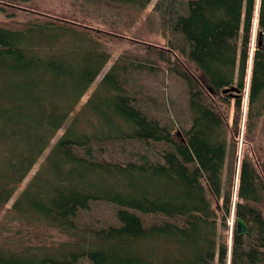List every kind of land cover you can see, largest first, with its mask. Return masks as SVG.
Wrapping results in <instances>:
<instances>
[{
	"label": "trees",
	"instance_id": "16d2710c",
	"mask_svg": "<svg viewBox=\"0 0 264 264\" xmlns=\"http://www.w3.org/2000/svg\"><path fill=\"white\" fill-rule=\"evenodd\" d=\"M33 1L0 0L7 16L30 10L35 17L17 29L0 26V207L111 60L107 38L115 34L35 12ZM152 1L83 0L142 10ZM154 11L168 43L158 50L150 45L149 54L165 66L150 57L117 60L85 105L103 124L86 134L73 123L11 208L17 221L79 241L59 250L0 248V264H66L81 257L91 264H226L223 229L233 208L235 223L242 219L248 232L234 230L231 264H264V169L251 142L264 118V0H156ZM255 20L263 40L249 63ZM166 71L187 89L171 109L142 81ZM236 83L238 98L222 93ZM245 97L233 206L235 173L229 169L226 178L225 171L230 151L237 153L231 139L240 135ZM93 205L110 206L111 221H89L84 215ZM37 254L49 256L38 260Z\"/></svg>",
	"mask_w": 264,
	"mask_h": 264
},
{
	"label": "rangeland",
	"instance_id": "374dc122",
	"mask_svg": "<svg viewBox=\"0 0 264 264\" xmlns=\"http://www.w3.org/2000/svg\"><path fill=\"white\" fill-rule=\"evenodd\" d=\"M155 2L156 0H153L151 4L143 10L130 5H122L117 8L103 7L90 2H83V0H34L30 4L32 8L36 9L35 12L49 13L56 16H62L66 19L77 20L97 29L112 32L115 35H109L107 38V47L111 54V60L109 61V63L106 65L101 74L98 76L97 80L82 98L79 105L75 108L69 121L57 133L51 145L41 156L26 180L18 186V189L13 198L9 201L8 204L0 207V248H10L18 252H22L26 247L30 248L31 251L34 249H36L35 251L41 249L59 250L62 248L61 245L65 247L66 245H71L73 247L72 243L79 241L78 237L75 238L74 236L64 233L55 228H48L42 225L38 226L36 224L28 226L26 225V223L17 221L10 216L11 214H13L11 208L18 195L26 187L27 183L44 164L52 148L64 135L66 130L71 125H73V123L75 124V122L77 121V131H80L79 133L83 132L86 134L94 133L103 124V120L101 119L99 114L93 109L86 108L85 105L98 87L101 80L109 71L110 67L117 60L123 58L125 59L124 62L130 63L134 60L135 62H138V60L141 61L142 59L150 57V59H153L159 65L165 66V64L160 60L158 54H149V52L151 51L150 45L157 47L156 49L158 50V48H166V44L168 43V38L165 39L163 36L161 20L157 12L154 11ZM1 7L2 6L0 4L1 27L17 29L20 28L21 25L28 20L35 18L33 16L34 14H32L30 10H18L14 16H7L6 13H3L1 11ZM255 22L256 23H254L253 25L250 39L249 58L251 59H249V63L250 61H252L253 51L258 43V37L260 35L257 20H255ZM116 35H121L124 38H120ZM191 67L193 70H196L193 65H191ZM142 81L145 84L150 83V94L158 97L161 101L165 102L169 106V109L178 106L180 101L186 97L185 92L187 91V89L183 80L171 73H168L167 71L162 73L159 72L156 78L147 77L145 79H142ZM235 85H237V83ZM246 113L247 101L245 97L240 135L235 139H231V142L236 141L237 139V153L233 151V149L230 151L227 158L225 171L226 178L228 176L229 169H231L232 171L234 170L235 173L233 206L237 200L236 192L238 189V183L236 182V177L238 176L244 149L243 141H245L244 128ZM121 121L122 120L120 119L119 122ZM178 132L180 133V130L176 129L174 135L177 139H180V136H178ZM251 136V142L255 154L254 157L256 159H259V162L263 165L264 169V118L259 121L256 129ZM216 206L217 203H215L214 207ZM84 216L90 217L89 221H93V219H96L97 221L98 219L102 221V224L104 225L105 221H111L110 206L93 205L89 214H86ZM235 229L237 228L233 208L230 217L227 219L226 227L225 229H223L224 235L228 236V259L226 264H231L232 237ZM20 243H23V246H16ZM62 252L69 253L66 248H63ZM51 254L53 253H50V255ZM47 256L43 257L40 254H37L36 258L38 260H42ZM28 258L30 257H22L23 263L29 262ZM66 264L91 263L87 258L81 257L74 263L68 262ZM215 264H218V262H216Z\"/></svg>",
	"mask_w": 264,
	"mask_h": 264
},
{
	"label": "water",
	"instance_id": "95a60500",
	"mask_svg": "<svg viewBox=\"0 0 264 264\" xmlns=\"http://www.w3.org/2000/svg\"><path fill=\"white\" fill-rule=\"evenodd\" d=\"M262 40H263V33H260L258 37V46L262 45ZM211 92H213V89H209ZM241 88H239L237 85H233L230 87H227L222 90L223 94H229L233 98H238L241 95ZM236 223V228H237V234L244 236L248 232V226L247 224L240 218H238Z\"/></svg>",
	"mask_w": 264,
	"mask_h": 264
},
{
	"label": "bare ground",
	"instance_id": "6f19581e",
	"mask_svg": "<svg viewBox=\"0 0 264 264\" xmlns=\"http://www.w3.org/2000/svg\"><path fill=\"white\" fill-rule=\"evenodd\" d=\"M256 23V22H255ZM257 25V24H256ZM255 28V27H254ZM251 59V58H250ZM181 79V78H180ZM97 80V79H96ZM85 86V85H84ZM165 93V92H164ZM169 93H171V92H169ZM186 93V92H185ZM163 94V93H162ZM215 100V99H214ZM143 149V148H142Z\"/></svg>",
	"mask_w": 264,
	"mask_h": 264
}]
</instances>
